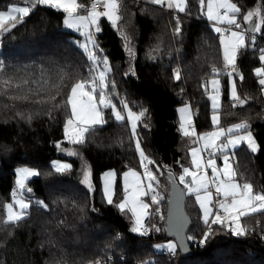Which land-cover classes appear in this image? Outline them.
Listing matches in <instances>:
<instances>
[{
	"label": "trees",
	"instance_id": "1",
	"mask_svg": "<svg viewBox=\"0 0 264 264\" xmlns=\"http://www.w3.org/2000/svg\"><path fill=\"white\" fill-rule=\"evenodd\" d=\"M232 1L241 8L240 21L253 8L264 11V0ZM9 3L0 0V9H6ZM163 8L141 0H122L119 24L129 37L134 59H130L122 32L106 19H101L102 31L95 34L108 57L110 79L117 85L119 98L113 97V102L119 107V99H126L134 111L148 109L145 122L150 130L141 125L139 131L146 154L163 169L164 197L159 203L161 216L152 219L160 231L152 229L147 236L131 233L126 216L101 195L103 171H116V202L121 195V173L139 168L129 129L116 122L109 109H105L108 123L90 134L85 145L70 144L77 155L68 157L64 146L56 147L70 115L65 104L67 95L77 79L87 76L89 63L76 44V35L62 26L63 13L36 5L22 23L0 35V92L4 93L0 95V220L5 217L3 206L11 201L18 166L40 172L26 184L32 194L24 195L48 204L47 210L31 204L21 226L8 225L0 231V264H50L53 259L59 264H93L97 260L107 264L109 255L124 256L123 261L112 264H142L147 260H152L151 264H264V241L254 240L250 231L236 237L214 226V234L195 247L188 237L201 239L204 224L194 197L187 194L184 208L191 224L186 238L194 253L184 256L177 249V257L170 261L162 251L153 249L155 243L169 240L164 231L170 184L167 169L179 177L182 166L188 165L190 141L179 131L176 109L188 103L197 132L209 131L211 111L203 85L213 75V66L223 70L219 36L202 15L198 0H187L183 13ZM177 19L182 29L179 36L174 33ZM260 35L255 47L249 45L237 57V70L244 77L242 82L236 78L237 90L247 103L232 107L226 75H221L219 114L222 125L244 120L250 123L259 151L252 154L240 146L235 150L238 163L234 166L255 191L264 192V97L254 75L261 64L259 50L264 48ZM130 67H134L135 75L125 76ZM175 69L180 70V80L174 78ZM9 78L22 87L5 91L3 81ZM14 96L28 99L10 98ZM56 158L67 159L70 171L56 173L49 165ZM85 165L91 172V192L81 182ZM244 222L247 227L264 231V214H253Z\"/></svg>",
	"mask_w": 264,
	"mask_h": 264
},
{
	"label": "snow or ice",
	"instance_id": "2",
	"mask_svg": "<svg viewBox=\"0 0 264 264\" xmlns=\"http://www.w3.org/2000/svg\"><path fill=\"white\" fill-rule=\"evenodd\" d=\"M149 2L161 7L166 6L168 9L175 8L180 13L185 12L187 8V0H149ZM198 2L202 11L206 3V13L204 14L209 21L214 23V31L219 34V42L223 50V70L213 66L211 70L213 78L203 85L206 92L208 84L211 85L212 92L208 98L212 102L211 121L215 130L198 134L193 124L190 108L185 106L179 110L180 133L184 137L190 138L193 144L202 143L203 146L190 149L191 168L182 166V174L179 175L178 180L190 195H195V201L202 210L203 223L207 226V231L203 233L201 239V243H204L214 234L213 226L226 229L236 237L245 236L249 229L244 218L253 214H264V192L255 191L253 184L234 166L238 163L235 160L237 147L246 145L252 154H256L259 151V146L247 120L234 123L226 129L220 126L221 83L218 78L221 75H226L229 78L232 107H243L247 103V98H241L238 94L237 83L233 79L234 74H237L238 71L237 57L240 51L249 45L255 47L257 37L254 34L264 35V11L261 7H257L244 14L243 22L248 25V28L245 29L238 19L241 8L231 0H198ZM30 3L33 6H47L64 13V25L85 37L82 43H78V47L83 50L89 62L87 65L88 73L87 76L77 79L71 85L67 95L65 104L70 108V115L67 116L63 126L65 140L74 146L85 145L90 134L94 135L98 127H103L108 123L105 119V109H109L114 120L129 129L130 140L134 143L135 153L139 156L140 168L143 169L142 173L133 169L124 173V195L116 207L122 213L131 212L133 218L131 233L147 236L149 228L159 232V228L150 224L146 226L145 223L153 212L159 214L158 207L152 211L150 209L153 205H159L162 199L156 188L159 185L157 173L163 174L160 164L149 157L142 147L139 127L142 125L143 128L150 130V124L145 122L148 109L142 108L138 112L134 111L126 99H119V107L113 102V97L119 98L117 85L115 80L110 79L112 69L108 57L103 54L95 39V34L102 31L101 18H106L111 26L122 32L130 59H134L129 37L123 33L119 24L122 19V0H91L90 7L82 0H30ZM98 7H101L103 11H97ZM29 15V7L12 6L7 11H0V31L9 32ZM254 17L258 18L255 22ZM220 25L225 27H220ZM93 28L95 33L92 31ZM181 31L180 21L177 19L174 33L179 36ZM246 33L253 35L248 36ZM259 51V61L264 65V48ZM2 70L3 65L0 64V71ZM129 75H135L134 67H130V71L125 73V76ZM254 75L257 77L261 93L264 94V67H257L254 70ZM174 78L180 80L179 69L174 70ZM239 79L241 82L243 81L242 74L239 75ZM24 83L26 84L27 81ZM3 86L5 91L12 87H22L21 84L14 83L11 78L5 79ZM3 94L0 92V95ZM10 98L28 99L27 96ZM52 99L54 100L55 97ZM56 147L60 148L61 145L57 143ZM68 154L77 155L78 153L69 151ZM218 159L222 161L221 164L217 163ZM53 168L56 173L63 174L70 171L71 166L66 163H57L53 165ZM39 175L40 172L31 168L17 169L16 190L12 193L13 201L3 206L6 216L0 220V224L4 226L0 227V231L5 230L8 225L21 226V222L29 215L30 202L21 197L24 192L31 193L32 191L30 187L26 186V180ZM167 175L170 181L175 178L171 169H167ZM115 176L114 171H107L103 175V195L110 205L114 203L113 182ZM90 177V170L85 171L82 183L91 192L93 186ZM149 193H151L150 203L143 199ZM37 204L41 209H48V204L44 201H37ZM117 238L121 237L118 235ZM188 239L195 240V237L189 236ZM167 250L170 254L175 253L177 247L175 244H168ZM50 264H59V262L53 259ZM93 264H100V261L97 260Z\"/></svg>",
	"mask_w": 264,
	"mask_h": 264
},
{
	"label": "rangeland",
	"instance_id": "3",
	"mask_svg": "<svg viewBox=\"0 0 264 264\" xmlns=\"http://www.w3.org/2000/svg\"><path fill=\"white\" fill-rule=\"evenodd\" d=\"M141 1H144V2H148V3H150L149 2V0H141ZM231 2H233L232 0H231ZM234 3V2H233ZM12 6H17V7H29V9H30V12L32 11V9H33V7L30 5V4H27L26 2H22V0H10V3H9V5H8V7L6 8V9H4V10H2V9H0V11H7V10H9ZM255 8H253V9H251L250 11H252V10H254ZM170 10H173V11H176V12H178L175 8H173V9H170ZM101 11H103V9L101 10ZM204 11H205V13H206V3H205V8H204ZM201 12H202V10H201ZM64 18H65V14L63 13V16H62V26L67 30V31H70V32H72L73 34H75L76 35V44L78 45V43H82L83 41H84V39H85V37L83 36V35H81L79 32H76L75 30H73V29H69V28H67L65 25H64V23H63V20H64ZM205 18L207 19V16H206V14H205ZM101 19H103V18H101ZM104 19H106V18H104ZM253 19H255V20H257L258 18H256V17H254ZM107 20V19H106ZM208 20V19H207ZM108 21V20H107ZM209 21V20H208ZM109 22V21H108ZM210 23H211V26H212V29L214 30V27H215V25H214V23L212 22V21H209ZM241 22V24L243 23L242 21H240ZM110 23V22H109ZM221 26H223V25H221ZM245 28V27H244ZM246 29V28H245ZM92 31L95 33V30H94V28L92 29ZM2 33H4V32H2V31H0V35L2 34ZM216 33V32H215ZM260 33H256V34H254V35H259ZM246 35H248V36H251V35H253L252 33H246ZM218 36H219V34H218ZM219 46H220V42H219ZM220 53H221V60H222V64H223V50H222V47L220 46ZM260 55V54H259ZM261 63V62H260ZM258 67H264V65H262V64H260V66H258ZM256 69V68H255ZM254 69V70H255ZM213 78V75L212 76H210L209 78H208V80H207V83L211 80ZM219 79H220V83H221V76H219L218 77ZM236 78H239L237 75H235L234 74V76H233V79H235L236 80ZM226 79H227V92H228V96H229V98H230V82H229V78L226 76ZM70 92V91H69ZM211 92H212V89H211V85L210 84H208V90H207V97L209 96V94H211ZM221 92H222V83H221ZM263 95V97H264V94H262ZM208 100H209V98H208ZM220 102H221V99H220ZM120 106V105H119ZM185 106H188L189 108H190V105L188 104V103H183V104H181V105H179L178 107H177V109H176V112H177V118H178V123H179V126H180V109L181 108H183V107H185ZM209 109H210V111H211V114H210V123H211V129L209 130V131H203V132H197V130H196V132L198 133V134H204V133H207V132H210V131H213V130H215L214 129V127H213V125H212V121H211V116H212V112H213V110H212V102H211V100H209ZM69 110H70V108H69ZM190 110H191V108H190ZM192 113V112H191ZM220 115V114H219ZM192 119H193V117H192ZM235 123H239V122H235ZM193 124H194V121H193ZM234 123H229V124H226V125H222L221 124V119H220V126L221 127H224L225 129L226 128H228V127H230V126H232ZM195 127V126H194ZM196 129V128H195ZM189 141H190V147L188 148V165L186 166V167H190L191 168V157H190V155H189V153H190V149L191 148H193V147H202L203 145H202V143L201 144H193L192 143V140L189 138ZM59 144L61 145V146H64L65 148H66V150H65V152H66V154H67V156L69 157V156H71V155H69L68 153H69V151H71V147H70V144L71 143H68L66 140H65V137H64V133H63V138L59 141ZM242 146V145H241ZM243 146H245L246 147V145H243ZM240 147V146H239ZM239 147H237V148H239ZM236 148V149H237ZM235 149V150H236ZM137 156H138V154H137ZM138 160H139V156H138ZM57 163H61V164H69L70 165V162L67 160V159H62V158H56V159H53V160H51L50 162H49V165H50V167L54 170V168H53V165L54 164H57ZM217 163L218 164H221L222 163V161L220 160V159H218L217 160ZM71 166V165H70ZM22 167H27V168H31V169H33V170H36L37 171V169L36 168H34V167H30V166H18L17 168H15V170H14V189H16V183H15V181H16V171H17V169H19V168H22ZM151 167V166H150ZM131 169H133V170H137V171H139V172H141L142 173V169L140 168V164H139V168H131ZM129 170V169H128ZM128 170H126V171H124V172H122L121 173V175H120V177H119V189H120V192H121V195H120V198L115 202L114 201V205L116 206V204H118V203H120L121 201H122V199H123V195H124V173L125 172H127ZM85 171H89V168H88V166L87 165H85L84 166V168H83V172H82V175H81V182H82V180H83V174H84V172ZM107 171H114L115 173H116V171L114 170V169H108V170H105V171H103L102 173H101V175H100V184H101V195H102V198H103V200L107 203V201H106V199L104 198V195H103V175H104V173L105 172H107ZM182 174V173H181ZM211 173H210V170H209V175H210ZM157 176H158V179H159V185H158V187L156 188V190H157V192H158V194H159V196L160 197H162V199H163V197H164V184H163V182H162V179H163V174H160V173H157ZM35 177H37V176H35ZM32 178H34V177H30V178H28L27 180H26V184H27V182L29 181V180H31ZM116 179H117V174H116V176H115V179H114V182H113V188H114V191H115V182H116ZM190 179V178H189ZM145 183H147L146 181H145ZM85 185V184H84ZM86 186V185H85ZM186 194L187 195H190L189 193H188V191H187V189H186ZM191 196H193L194 197V200H195V195H191ZM21 198H23L25 201H28V202H30V205L31 204H35V203H37V201H40L37 197H31V198H27L25 195H24V193H23V196L21 197ZM113 198H114V196H113ZM150 198H151V193H149V195L148 196H146V197H143V199L146 201V202H149L150 203ZM161 199V200H162ZM13 201V197L11 196V201L9 202V203H11ZM195 203H196V201H195ZM108 204V203H107ZM196 205L198 206V208H199V205L196 203ZM154 207H156V205H153L152 206V208L150 209V211L154 208ZM117 209L119 210V208L117 207ZM199 210H200V212H201V221L203 222V213H202V210L199 208ZM120 211V210H119ZM121 212V211H120ZM123 214L126 216V218L128 219V221H129V227H130V229H131V227L133 226V218H132V215H131V212H129V211H125V212H123ZM5 216H6V213H5ZM146 223V222H145ZM204 224V223H203ZM168 244H175V242L173 241V240H165V241H163V242H159V243H155L154 245H153V249L156 251V252H161L162 250H167V245ZM152 263V260H147V261H145V262H143L142 264H151Z\"/></svg>",
	"mask_w": 264,
	"mask_h": 264
},
{
	"label": "water",
	"instance_id": "4",
	"mask_svg": "<svg viewBox=\"0 0 264 264\" xmlns=\"http://www.w3.org/2000/svg\"><path fill=\"white\" fill-rule=\"evenodd\" d=\"M253 20L254 22L256 21L255 19ZM242 26L246 29L248 28V25H245L244 22L242 23ZM235 75L238 76L239 71H237V74ZM174 177L175 178L170 181L168 196L166 200L164 231L166 238L175 242L178 251L182 255L188 256L192 255L194 253V250L190 247L186 238V234L191 224L190 217L188 216L184 208L186 200V189L182 184L179 183L178 177L175 175ZM28 194L31 195L32 191Z\"/></svg>",
	"mask_w": 264,
	"mask_h": 264
},
{
	"label": "built area",
	"instance_id": "5",
	"mask_svg": "<svg viewBox=\"0 0 264 264\" xmlns=\"http://www.w3.org/2000/svg\"><path fill=\"white\" fill-rule=\"evenodd\" d=\"M82 2L86 3L89 7H90V4H91V0H82ZM102 8L101 7H98L97 8V11H101ZM164 11H166V8H163ZM202 15L205 16V11L203 10L202 12ZM207 20V19H206ZM207 23L211 25V23L207 20ZM220 27H225L224 25ZM257 38L261 37V35H256ZM262 38H264V35L262 36ZM143 170V169H142ZM16 189H13L12 190V193L13 191H15ZM213 192H214V189H213ZM159 208V214H156L155 212H153V214L151 215V217L149 218V220L147 222H149L150 225H154L153 222H152V219L155 217V216H161V207L159 205H157L156 207H154L152 210L156 209V208ZM151 210V211H152ZM148 224V225H149ZM256 226L258 225V223L255 224ZM214 227V226H213ZM153 228H149V232L152 231ZM249 231L251 232V234L253 235V239L254 240H258V241H264V231L263 230H255L254 227H248ZM207 231V226L204 224L203 226V233ZM202 239V238H201ZM201 239H198V240H192V244L196 247V246H201L202 243H201ZM162 253L167 257L168 260L172 261L173 259H175L177 257L176 253H169L168 250H162ZM123 261L124 260V256L123 255H119L117 258L112 256V255H109L107 257V260L105 263L107 264H112L113 262L115 261Z\"/></svg>",
	"mask_w": 264,
	"mask_h": 264
},
{
	"label": "crops",
	"instance_id": "6",
	"mask_svg": "<svg viewBox=\"0 0 264 264\" xmlns=\"http://www.w3.org/2000/svg\"><path fill=\"white\" fill-rule=\"evenodd\" d=\"M22 2H26V0H22ZM27 4H30L32 7H33V9L35 8V6H33L31 3H30V0H28V2H26ZM166 7V6H165ZM167 8V7H166ZM32 9V10H33ZM191 108V107H190ZM191 112H192V117H193V110L191 109Z\"/></svg>",
	"mask_w": 264,
	"mask_h": 264
}]
</instances>
